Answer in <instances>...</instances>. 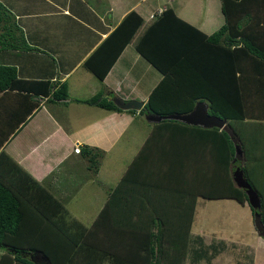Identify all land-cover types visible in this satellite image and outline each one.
<instances>
[{
	"label": "trees",
	"instance_id": "obj_1",
	"mask_svg": "<svg viewBox=\"0 0 264 264\" xmlns=\"http://www.w3.org/2000/svg\"><path fill=\"white\" fill-rule=\"evenodd\" d=\"M219 2L223 22L213 32L203 33L166 6L138 36L134 49L162 75L139 114L186 113L202 100L208 114L225 120L223 127L173 119L149 122L140 148L88 226L70 217L57 197L0 151V264H183L197 197L234 199L252 213L232 177L234 166L259 198L258 216L252 213V220L256 235L264 239V154L255 155L254 144L240 131L243 113L234 96L242 76H264V0ZM141 24L142 18L130 10L84 66L101 80ZM4 50L39 51L26 42L0 2ZM12 88H30L52 101L68 97L64 82L20 79L13 65L0 63V91ZM97 98L72 100L122 111ZM34 108L32 102L29 111ZM11 132L0 138V146ZM83 152L88 168L95 169L100 152L86 146Z\"/></svg>",
	"mask_w": 264,
	"mask_h": 264
},
{
	"label": "crops",
	"instance_id": "obj_2",
	"mask_svg": "<svg viewBox=\"0 0 264 264\" xmlns=\"http://www.w3.org/2000/svg\"><path fill=\"white\" fill-rule=\"evenodd\" d=\"M130 1L132 0H0L5 7V3L9 5L11 13L16 8V12L12 13L16 24L21 28L26 42L39 50L0 51V63L13 65L20 79L64 82L68 95V101H52L30 93L28 90L31 87L0 91V138L10 129L12 131L1 144L0 151L58 199L61 195L55 186L59 181L53 172L72 171L71 168L76 169L78 166L82 169L87 163L85 150L82 153L83 146L100 152L99 167L105 154L117 152V142L135 121L132 117H145L138 110L133 113L107 110L94 104L74 102L72 99L98 97L97 99L111 102L113 99H134L144 104L162 75L135 51L134 43L148 23L166 6L172 8L176 16H181L199 30L217 22L220 26L223 22L219 13V0L215 11L212 6L207 5L205 23L198 20L195 12H190L189 7L198 6L197 2L192 4L191 0ZM130 10L142 18V24L103 78L98 80L84 66V61ZM235 91L236 94H233L239 102L237 111L239 114L243 113L240 131L254 144L253 153L263 155L264 76H242ZM32 102L35 103V108L30 112ZM24 116L26 119L21 123ZM144 136L146 137L145 134ZM142 142L143 138L137 150ZM75 146L79 148L78 153L73 152ZM134 149L127 141L122 154H130L132 158L137 152ZM119 177L116 176L117 181ZM108 191L106 189V194ZM229 235L227 231L220 238L223 261L215 254L211 256L214 264H240V261L234 260V253L237 252L242 255L240 257H249L247 264H264V239L256 236L247 242L242 238L244 231L241 230H233L232 235ZM197 237L203 238L200 234L195 235L198 240ZM205 245L208 246L207 243Z\"/></svg>",
	"mask_w": 264,
	"mask_h": 264
},
{
	"label": "rangeland",
	"instance_id": "obj_3",
	"mask_svg": "<svg viewBox=\"0 0 264 264\" xmlns=\"http://www.w3.org/2000/svg\"><path fill=\"white\" fill-rule=\"evenodd\" d=\"M182 1L185 2L186 0ZM191 1H193L192 4L197 2L198 6L189 7L190 12H195L194 14L198 16V20H202V22L206 21L204 20V17L208 15L207 5L212 6L211 8H213L214 11L218 8L217 0ZM130 2L132 3L133 0ZM160 2H162V0H160ZM180 3L181 2H179V4ZM5 5L8 9L9 5L6 3ZM15 12L16 8H13L12 13L14 14ZM178 17L182 19L181 16ZM217 24L215 23V25L202 28L201 30L206 34L211 33L219 27ZM132 118L135 121H133V124L128 127L125 134L119 139V142H117V152H110L107 155L105 154V159L102 161L103 163L99 165V167L98 163L95 164L94 168L96 169L98 167L97 170L88 168L89 163L87 161L83 166L85 169H81L80 166H78L76 169L71 168L70 170L72 171L66 170L59 171L58 173L53 172V175H55L57 181H59L55 186L61 195L59 200L62 202L70 217L78 219L85 226L89 225L103 205L106 199V189L110 190V188L114 187L117 181L116 176L118 175L119 177V175H121L126 163L129 161L128 159L131 158L130 154H122L123 150H125L127 141L130 142L132 148H135L134 151L137 150L139 147L138 144H140L142 138L144 140V134L147 135V130H150L151 128H149L150 123L146 121L145 117ZM67 171L69 174L68 176L66 174ZM62 196L65 197L62 198ZM233 230L244 231L242 238H245L247 242L252 241L257 236L253 225L252 213L246 203L241 205L234 199L229 198L203 199L197 197L190 235L188 238L189 240L186 247V255L182 263L214 264L211 261V256L215 254H217L222 262L224 252L220 244V238H222L224 232L227 231L229 232L230 237ZM196 234L202 235L203 238L201 239L197 237V241L195 239ZM206 243L208 244V247L205 245ZM211 243L213 244L212 246ZM244 251L245 250H241V252ZM236 254L234 253L235 261H240V264L248 263L249 257L244 258L240 257L242 256L241 254ZM215 261L219 262L216 258ZM102 264L109 263L105 262Z\"/></svg>",
	"mask_w": 264,
	"mask_h": 264
},
{
	"label": "water",
	"instance_id": "obj_4",
	"mask_svg": "<svg viewBox=\"0 0 264 264\" xmlns=\"http://www.w3.org/2000/svg\"><path fill=\"white\" fill-rule=\"evenodd\" d=\"M113 103L122 110H140L143 106V103L141 101L134 99H129L127 101L113 99ZM145 119L149 122H158L161 119H173L188 125L200 126L204 128H222L225 123L224 119H220L214 115L208 114L206 103L202 100H197L191 110L186 113L167 115H145ZM233 143L235 145V157L239 160L241 157L240 151L235 140H233ZM232 177L236 184L240 186L245 192L247 197V203L252 209L253 216L257 217L260 208L259 198L256 193L250 188V186L246 183L239 167L234 166L232 171Z\"/></svg>",
	"mask_w": 264,
	"mask_h": 264
},
{
	"label": "built area",
	"instance_id": "obj_5",
	"mask_svg": "<svg viewBox=\"0 0 264 264\" xmlns=\"http://www.w3.org/2000/svg\"><path fill=\"white\" fill-rule=\"evenodd\" d=\"M73 152H76V153L79 152V148H78V146L73 147Z\"/></svg>",
	"mask_w": 264,
	"mask_h": 264
},
{
	"label": "flooded vegetation",
	"instance_id": "obj_6",
	"mask_svg": "<svg viewBox=\"0 0 264 264\" xmlns=\"http://www.w3.org/2000/svg\"><path fill=\"white\" fill-rule=\"evenodd\" d=\"M39 261V260H38Z\"/></svg>",
	"mask_w": 264,
	"mask_h": 264
}]
</instances>
